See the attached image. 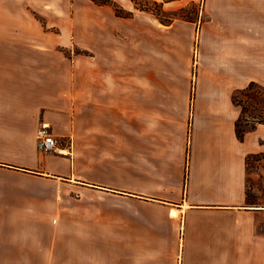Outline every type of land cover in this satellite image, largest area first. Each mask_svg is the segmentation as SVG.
I'll return each instance as SVG.
<instances>
[{
	"label": "crops",
	"instance_id": "1",
	"mask_svg": "<svg viewBox=\"0 0 264 264\" xmlns=\"http://www.w3.org/2000/svg\"><path fill=\"white\" fill-rule=\"evenodd\" d=\"M74 1L0 0V264L61 236L62 264H264V123L240 139L232 103L264 86V0H210L196 85L193 22Z\"/></svg>",
	"mask_w": 264,
	"mask_h": 264
},
{
	"label": "rangeland",
	"instance_id": "2",
	"mask_svg": "<svg viewBox=\"0 0 264 264\" xmlns=\"http://www.w3.org/2000/svg\"><path fill=\"white\" fill-rule=\"evenodd\" d=\"M119 5H121L125 10L127 11H132L133 14L132 16H134L135 14H137V18H145L147 19V21H149L151 18H155L158 19L159 21H161L159 18H157L156 14H154L153 12H141V10H139L137 7V4L135 2H133V0H115ZM131 2L130 7L125 6L124 2ZM162 2L163 3V9L166 11L164 16L166 18L172 19L169 22L170 23H164V24H171V22L173 23L176 20L179 21H190L193 22L194 24L192 27V41H193V45L191 47V49L189 50L192 54H193V67H191V73H192V77H193V84L196 85V80H197V73H198V67H197V56H198V52H199V46L201 44V38H202V29L204 28V26L208 23V20L211 18L210 17V13H211V1L210 0H174V1H170V2H165L164 0L158 1V0H147V2L145 1H139L140 5H146L147 3V7H149L152 11L154 12H159V7L156 6V4L154 2ZM73 2H75L73 0ZM95 3V2H94ZM165 3H167L165 5ZM212 6H214V3H212ZM111 9L113 11H115L114 7L112 5H110ZM184 8V9H182ZM33 17L35 16L36 19H38L44 26L46 31H49L50 33H55L57 34L59 32L58 28L55 27H48L45 18L43 15H41L38 12L32 13ZM116 14V13H115ZM183 15H186L187 17H189V19L191 20H186L183 17ZM187 23V22H185ZM189 24V23H188ZM62 51L69 57H73L75 56V54H79L80 50L77 48H73V49H68V48H64L62 47ZM183 52H186V48L182 49ZM237 92V90L233 89L232 91V103H233V96L234 94ZM241 98H245L244 96H241ZM233 107H234V103H233ZM247 118H251L250 115L247 113L246 114ZM244 124V126L248 127L249 124L246 121H242ZM55 135V134H54ZM56 136V135H55ZM59 139V148L61 146V141L60 138L58 136H56ZM257 159H263L264 160V154H258V155H254V157L250 158L249 163L251 164H255ZM3 166V165H1ZM257 223V228H262L264 229V220L263 221H259L256 220ZM43 248V247H41ZM41 251L44 252V257L41 259L42 261L39 262L40 264H48V263H52V262H48L49 260L53 261L55 260V264H62V260H63V237H55V245L53 246H46L44 249H42Z\"/></svg>",
	"mask_w": 264,
	"mask_h": 264
},
{
	"label": "trees",
	"instance_id": "3",
	"mask_svg": "<svg viewBox=\"0 0 264 264\" xmlns=\"http://www.w3.org/2000/svg\"><path fill=\"white\" fill-rule=\"evenodd\" d=\"M96 4L99 5H112L115 9V13L120 17H131L133 12L125 10L121 5H119L115 0H92ZM139 1L147 0H133L137 4V8L141 11L153 12L156 14L157 18L161 20L163 23H170L169 21L172 19L166 18L164 16L165 10L163 9L162 2H154L156 6L159 7V12L152 11L146 5H140ZM165 2H170L174 0H164ZM184 9V8H182ZM184 19L191 20L186 15H183ZM172 23V22H171ZM244 96L245 98H241ZM233 101L236 105L241 108V116L239 120L236 122V132L240 139L245 138V133L249 130L254 129L258 124L264 123V86L260 83L252 81L245 88L237 90V92L233 96ZM249 114L251 118H247L246 114ZM246 121L249 126H244L242 121Z\"/></svg>",
	"mask_w": 264,
	"mask_h": 264
},
{
	"label": "built area",
	"instance_id": "4",
	"mask_svg": "<svg viewBox=\"0 0 264 264\" xmlns=\"http://www.w3.org/2000/svg\"><path fill=\"white\" fill-rule=\"evenodd\" d=\"M38 148L42 152L59 151V139L44 124L38 131Z\"/></svg>",
	"mask_w": 264,
	"mask_h": 264
},
{
	"label": "bare ground",
	"instance_id": "5",
	"mask_svg": "<svg viewBox=\"0 0 264 264\" xmlns=\"http://www.w3.org/2000/svg\"><path fill=\"white\" fill-rule=\"evenodd\" d=\"M155 20H157V19H155Z\"/></svg>",
	"mask_w": 264,
	"mask_h": 264
}]
</instances>
